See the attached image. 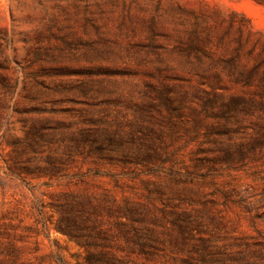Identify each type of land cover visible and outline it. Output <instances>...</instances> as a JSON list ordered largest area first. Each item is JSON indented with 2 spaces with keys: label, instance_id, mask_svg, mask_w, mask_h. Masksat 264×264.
<instances>
[{
  "label": "rangeland",
  "instance_id": "374dc122",
  "mask_svg": "<svg viewBox=\"0 0 264 264\" xmlns=\"http://www.w3.org/2000/svg\"><path fill=\"white\" fill-rule=\"evenodd\" d=\"M0 264H264V0H0Z\"/></svg>",
  "mask_w": 264,
  "mask_h": 264
},
{
  "label": "trees",
  "instance_id": "16d2710c",
  "mask_svg": "<svg viewBox=\"0 0 264 264\" xmlns=\"http://www.w3.org/2000/svg\"><path fill=\"white\" fill-rule=\"evenodd\" d=\"M97 149H98L99 151H101V152L105 151V147H103V146H98Z\"/></svg>",
  "mask_w": 264,
  "mask_h": 264
}]
</instances>
